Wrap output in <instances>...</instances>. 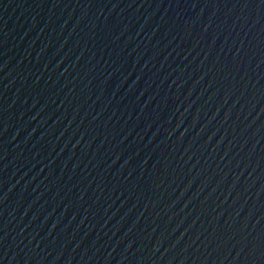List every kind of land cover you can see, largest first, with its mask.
<instances>
[{
  "label": "water",
  "instance_id": "1",
  "mask_svg": "<svg viewBox=\"0 0 264 264\" xmlns=\"http://www.w3.org/2000/svg\"><path fill=\"white\" fill-rule=\"evenodd\" d=\"M0 264H264V0H0Z\"/></svg>",
  "mask_w": 264,
  "mask_h": 264
}]
</instances>
